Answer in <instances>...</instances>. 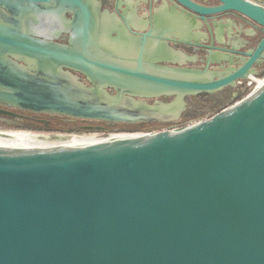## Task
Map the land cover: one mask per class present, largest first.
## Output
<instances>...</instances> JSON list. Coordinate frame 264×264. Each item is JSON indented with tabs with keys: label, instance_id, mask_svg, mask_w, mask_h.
<instances>
[{
	"label": "water",
	"instance_id": "obj_1",
	"mask_svg": "<svg viewBox=\"0 0 264 264\" xmlns=\"http://www.w3.org/2000/svg\"><path fill=\"white\" fill-rule=\"evenodd\" d=\"M92 1L0 0L1 107L108 125L167 124L180 121L186 97L260 74L257 3L176 0L191 11L190 25H167L157 14V34L148 35L159 41L185 34L196 41L204 29L215 37L220 17L241 22L231 29L226 21L225 59L210 53L206 67L182 68L145 56L144 39L133 48L99 33ZM41 16L63 24L70 44L31 36L30 19ZM252 25L259 37L245 29ZM235 57L242 62L234 65ZM162 97L174 100L147 102ZM108 136L117 135L0 137V264H264V84L206 120L79 144Z\"/></svg>",
	"mask_w": 264,
	"mask_h": 264
},
{
	"label": "flooded vegetation",
	"instance_id": "obj_2",
	"mask_svg": "<svg viewBox=\"0 0 264 264\" xmlns=\"http://www.w3.org/2000/svg\"><path fill=\"white\" fill-rule=\"evenodd\" d=\"M199 6H216L218 3L215 0H188ZM93 9L97 18V30L99 33L106 34L107 37L115 42H127L130 41L128 47H135L139 45L144 39L147 44V50L145 56L151 58L159 65L170 67H182V68H204L206 67L210 53L214 60H223L228 54L226 46V36L223 30L226 25V21L230 19L227 25L234 29L241 24L240 21L235 18L220 17L217 21L219 33L215 37H210L205 29L204 34L200 35L195 41L187 34L182 37L175 38L174 35H168L165 40H157L149 36L154 30L155 16L157 14L166 15L169 18L167 25L174 26L179 21H187L188 25L195 22L192 17L191 11L186 9L185 6L179 4L176 0H93ZM264 7V3L259 4ZM65 20L73 21L74 13L71 11L65 12ZM250 35L260 36L255 26H246L245 28ZM29 32L31 36L41 39H52L63 45L70 44L71 34L69 30L62 24L54 20H48L45 16H41L38 20L30 19ZM157 34V32L155 31ZM234 42L237 46L242 45L234 34ZM132 45V46H131ZM256 45L248 48L255 50ZM247 51V50H246ZM235 57L233 64L237 65L242 61ZM229 67L228 64H212L210 69L225 71ZM257 71L260 73L264 70V61L256 66ZM80 79L90 85L87 77L79 72H73ZM242 91L241 87L226 88L221 92H217L214 95L230 96ZM111 94H115V91L109 89ZM193 97H186V110L185 114L190 108L189 99ZM174 100L171 98H158L149 99L147 102L153 104L155 101L170 103ZM182 114V115H183ZM191 121L182 122V120L174 123L167 124H143L151 125L156 128L161 127L162 130L182 127ZM115 125H108L104 122H93L85 120H70L61 116H52L47 114H34L28 112H22L14 109H8L0 106V134L10 135L12 132L32 133L36 139L40 140H58L64 138V136L73 134L88 132L83 130L84 127H100V131L105 133ZM75 130V132H70ZM8 133V134H7Z\"/></svg>",
	"mask_w": 264,
	"mask_h": 264
},
{
	"label": "rangeland",
	"instance_id": "obj_3",
	"mask_svg": "<svg viewBox=\"0 0 264 264\" xmlns=\"http://www.w3.org/2000/svg\"><path fill=\"white\" fill-rule=\"evenodd\" d=\"M211 97H205L204 95H200L197 97L190 98V108L189 110L181 116L182 122L192 121L198 122L202 120H206L211 118L215 114L219 113L220 109H225L231 106V104H235L236 102L240 101L241 99H245V97L237 100L234 103L232 102L233 95L230 96H221V95H210ZM223 109V110H224ZM185 112V111H184ZM183 112V113H184ZM221 112V111H220ZM188 124V123H187ZM186 124V125H187ZM141 128L140 133H150V132H159L164 131L161 127L156 128L151 125H143L139 124L136 125ZM185 126V125H184ZM102 132L96 131H88V132H81V133H73L70 135H77L79 137H86V136H94V135H102Z\"/></svg>",
	"mask_w": 264,
	"mask_h": 264
},
{
	"label": "built area",
	"instance_id": "obj_4",
	"mask_svg": "<svg viewBox=\"0 0 264 264\" xmlns=\"http://www.w3.org/2000/svg\"><path fill=\"white\" fill-rule=\"evenodd\" d=\"M250 1V0H249ZM264 84V76H250V78L248 80H241L238 82V86L241 87L242 91H246L247 92V95H250L252 94L254 91L258 90V88H260L262 85ZM193 122L191 121V123L189 124H192ZM195 123V122H194ZM187 124V125H189ZM174 129V128H172ZM19 133H23V132H19ZM25 134H29L31 137H35L32 135V133H25ZM109 135V134H114V135H117V136H140V135H143L145 133H130V132H105L103 133L102 135ZM70 138V137H79L77 135H66L64 136V138ZM110 137H116V136H108V137H104V138H96L98 140H107V139H110Z\"/></svg>",
	"mask_w": 264,
	"mask_h": 264
},
{
	"label": "trees",
	"instance_id": "obj_5",
	"mask_svg": "<svg viewBox=\"0 0 264 264\" xmlns=\"http://www.w3.org/2000/svg\"><path fill=\"white\" fill-rule=\"evenodd\" d=\"M258 76H264V70H262L260 72V74ZM205 97H211L210 95L207 94H203ZM247 95V92L244 91H240L238 93V96L236 98L232 99L231 103L236 102L237 100H240L241 98L245 97ZM224 109V108H223ZM223 109H220V111H222ZM141 128L136 126V125H115L113 128H110L109 130H107V132H130V133H140L142 131H140ZM70 132H75V130H70Z\"/></svg>",
	"mask_w": 264,
	"mask_h": 264
},
{
	"label": "bare ground",
	"instance_id": "obj_6",
	"mask_svg": "<svg viewBox=\"0 0 264 264\" xmlns=\"http://www.w3.org/2000/svg\"><path fill=\"white\" fill-rule=\"evenodd\" d=\"M8 134V133H7ZM0 134V137H14L15 140L18 139L20 141H27V140H38L35 137H31L29 134H25V133H11L10 135H2ZM130 136H116V137H110V139L107 140H98V139H93V140H84L80 141L79 144H85V143H99V142H106V141H110V140H116V139H121V138H128Z\"/></svg>",
	"mask_w": 264,
	"mask_h": 264
},
{
	"label": "crops",
	"instance_id": "obj_7",
	"mask_svg": "<svg viewBox=\"0 0 264 264\" xmlns=\"http://www.w3.org/2000/svg\"><path fill=\"white\" fill-rule=\"evenodd\" d=\"M250 1H252V2H254V3H257V4H262V3H264V0H250Z\"/></svg>",
	"mask_w": 264,
	"mask_h": 264
}]
</instances>
